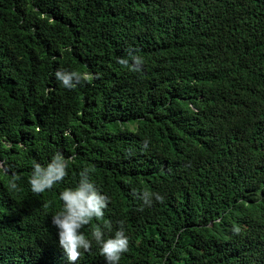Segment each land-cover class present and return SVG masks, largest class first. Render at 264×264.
Wrapping results in <instances>:
<instances>
[{"label":"trees","instance_id":"trees-1","mask_svg":"<svg viewBox=\"0 0 264 264\" xmlns=\"http://www.w3.org/2000/svg\"><path fill=\"white\" fill-rule=\"evenodd\" d=\"M85 166L110 202L83 231L124 220L119 264H264V0H0V264H72L52 215Z\"/></svg>","mask_w":264,"mask_h":264},{"label":"clouds","instance_id":"clouds-1","mask_svg":"<svg viewBox=\"0 0 264 264\" xmlns=\"http://www.w3.org/2000/svg\"><path fill=\"white\" fill-rule=\"evenodd\" d=\"M118 63L133 72H140L145 60L143 56L129 49L128 57L118 58ZM55 77L70 90L90 79L87 74L75 69H58ZM93 171L91 167H83L78 181L59 192L62 206L53 213L52 224L58 228L59 245L72 264H77L82 253L90 251L94 243L99 247L105 264H119L122 255L128 252L130 244L124 220L118 221L119 226L114 230L111 226L104 225L92 229L90 236L83 231L94 218L100 220L104 217L110 202V197L91 178ZM68 174V161L62 153L57 152L45 163L32 164V174L28 182L31 191L40 194L63 182ZM139 198L143 201L142 207H152L156 202H163L165 196L160 192L145 189L139 194Z\"/></svg>","mask_w":264,"mask_h":264}]
</instances>
